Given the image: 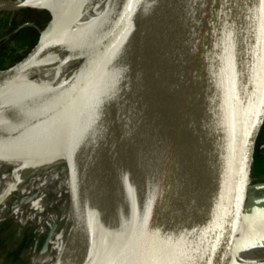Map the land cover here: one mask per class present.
I'll return each instance as SVG.
<instances>
[{"label":"water","instance_id":"obj_1","mask_svg":"<svg viewBox=\"0 0 264 264\" xmlns=\"http://www.w3.org/2000/svg\"><path fill=\"white\" fill-rule=\"evenodd\" d=\"M191 1L147 0L144 14L127 29L130 45L120 92L113 99L107 98L108 95L97 102L91 112L92 117L101 116V123L117 125L113 156L104 169L113 173L132 167L136 175L130 221L116 234L123 242L116 264H130L140 255L146 264H238L243 260L245 264H256L252 260V233L256 217L255 163L262 146L260 136L264 127V75L256 72V63H251L250 71L241 67L236 82L241 90L249 89V92L240 99L235 111L233 108L225 112L228 119H233L232 126L227 125L223 133L224 138L228 134L227 138L221 137L219 147L215 145L219 137L210 125L215 118L212 104L217 101L218 109L230 100V96L221 79L208 87L202 106L190 90V61L201 55L191 58L193 29L196 16L203 12L201 6ZM23 8L38 9L27 3L20 8L2 7L0 11ZM55 21L51 13V19L41 30L39 41L31 51L14 64L0 69V96L4 93L14 100L39 97L32 75L42 65L46 55V33ZM256 35V32H250L251 39ZM239 57L243 61L245 51H240ZM256 92L259 97L255 115L261 117L252 136L248 134V122ZM238 100L236 94L234 104ZM84 105L82 98L56 97L50 101L52 123L65 127L80 124ZM101 110L106 112L102 114ZM67 137V182L62 201L64 207L71 206L72 214L61 207V223L66 232L61 258L64 264H98L102 245L112 235L95 228L91 213L79 227L72 203L81 188L75 182L76 175L86 164L74 165L69 147L75 144L76 136ZM5 139L6 144L11 140L10 137ZM1 141L2 138L0 144ZM249 141L247 166L241 175L238 169ZM41 142L35 141L31 145ZM3 150L6 156L12 153L8 146L3 145ZM197 153L207 169L206 190L212 193L217 224L222 222L221 204L226 205L233 199L226 215V238L217 244L209 234L196 166ZM223 159L226 161L222 166ZM95 240L98 247L93 246L96 248L93 249L91 244Z\"/></svg>","mask_w":264,"mask_h":264},{"label":"bare ground","instance_id":"obj_2","mask_svg":"<svg viewBox=\"0 0 264 264\" xmlns=\"http://www.w3.org/2000/svg\"><path fill=\"white\" fill-rule=\"evenodd\" d=\"M146 2L147 0H24L14 3L11 0L0 1V8H20L30 3L42 10L44 6L50 5L53 8L51 13L56 19L46 33V55L42 65L32 75L39 97L13 99L16 103L14 109L0 112V221L6 218L3 214L5 210H14L16 215L23 211L29 213L34 222H50V233L46 242L37 253L30 254L32 264H64L61 254L66 232L65 226L59 224L58 214L60 223L61 207L67 210L69 215L72 214L71 206L64 207L62 192L67 182L66 139L73 134L76 136L75 144L69 148H72L74 165L81 167L82 163L86 164L76 175L75 182L79 183L81 188L72 203V206L75 204V216L80 227L85 224L87 215L91 213L95 228L101 233L109 232L112 235L108 236L102 245L98 264L117 263L123 242L118 240L119 235L116 234L123 231V227L130 221L136 175L132 167L113 173L104 169L109 166L113 156L114 132L117 125L103 124L100 122L101 116L92 117L91 112L97 102L105 100L108 95L107 98L113 99L116 93L120 92L125 79L130 45L129 38H126L127 29L144 14ZM191 2L203 8V12L195 18L191 58L200 54L203 45L221 38L229 23L233 31L230 37L221 39L222 49L211 58L206 69H202L199 57L190 61L189 69L190 90L197 96L200 106L213 82L219 83L221 79L222 86L229 90L230 100L224 106H218L217 109V101L212 104L215 118L214 123L211 121L210 125L217 132L215 134L219 139L217 138L215 145L219 147L227 125L232 126L233 119H228L227 110H218L232 106L230 101L237 90L239 100L230 108L235 111L240 99L249 92V89L241 90L236 82L241 67L250 71L251 63H256V72L264 75V0H261L259 8L252 16L242 13L236 18H233L239 9L236 0H231L227 9H220L225 7L220 2L218 7L214 6L215 0ZM95 26L98 27L92 30L93 33L88 31ZM251 31L257 33L252 39ZM84 32L91 33L84 35ZM242 50L245 51L243 61L239 57ZM3 94L0 96V108L4 100ZM56 97L82 98L85 105L79 118L80 124L65 127L52 123L50 101ZM258 97L259 93L256 92L251 101L248 122L250 135L254 134L261 117L256 118L255 115L251 126L252 107L258 102ZM105 112L106 110H101L102 114ZM9 137L11 140L7 145L4 141ZM35 141L42 142L32 146ZM3 145L8 146L10 153L15 155L11 153L6 156ZM198 154L196 166L201 197L206 210L209 234L214 244H217L226 238V215L233 199L226 205L221 204L219 211L222 222L217 224L213 215L216 206L212 193L206 190V177L201 173L207 169ZM225 161L226 159L221 161L222 166ZM246 166L247 158H243L238 169L241 175ZM53 179L57 182L55 185L52 183ZM139 193L138 188V196ZM49 204L56 209L53 217H47ZM39 208L44 211L41 220L36 216ZM262 231V223L258 219L253 233V248L264 244ZM95 241L91 244L92 248L98 244L97 240ZM142 258L143 255H140L130 264H146ZM254 258L256 264H264V258L256 255Z\"/></svg>","mask_w":264,"mask_h":264},{"label":"rangeland","instance_id":"obj_3","mask_svg":"<svg viewBox=\"0 0 264 264\" xmlns=\"http://www.w3.org/2000/svg\"><path fill=\"white\" fill-rule=\"evenodd\" d=\"M24 1V0H16ZM239 4V9L233 18H236L239 14H247L252 16L260 6L261 0H236ZM222 3L225 7L220 9L229 8L231 0H215V5ZM14 3V2H13ZM221 5V4H220ZM35 6V4H34ZM218 7V6H217ZM241 7V8H240ZM51 12L53 8L44 6L42 10L35 8H23L16 11H0V69H4L15 62L23 58L39 41L41 30L47 25L51 19ZM235 31V30H234ZM233 34L230 23L226 26L221 38L215 39L208 45H203L201 48V55L199 56V62L202 69H206L209 65L211 58L222 49L221 39L223 37H230ZM10 48H18L21 54L18 56H8L7 50ZM196 88V87H195ZM200 88H196L197 90ZM237 94V90L233 96ZM4 100L0 108V112L11 111L16 106L15 101L8 95L3 94ZM233 98V97H232ZM230 101L231 107H223L219 112H224L233 107L234 99ZM258 102L252 107V122L254 123V116L257 112ZM256 109V110H255ZM251 128V127H250ZM264 134V127L261 131L260 140ZM253 136V135H252ZM251 136V137H252ZM250 149V141L246 144L243 158L246 160L247 153ZM199 155V154H198ZM245 156V157H244ZM242 158V159H243ZM59 171V170H58ZM206 170L201 171L202 176L206 174ZM31 173V172H30ZM29 175V172H28ZM55 185V179L52 180ZM50 210L47 211V217H53L56 214V209L52 204H49ZM4 211V210H3ZM14 210H5L6 218L0 221V264H32L30 259L31 253H37L38 250L44 245L47 240V236L50 233L49 220L44 222H34L32 216L27 212H21L19 214H13ZM44 215L42 208H39L36 216L38 220H41ZM62 220V217L60 215ZM59 224V214H58ZM254 255L264 258V244L253 248L252 260L255 262ZM246 262H238V264H245Z\"/></svg>","mask_w":264,"mask_h":264},{"label":"crops","instance_id":"obj_4","mask_svg":"<svg viewBox=\"0 0 264 264\" xmlns=\"http://www.w3.org/2000/svg\"><path fill=\"white\" fill-rule=\"evenodd\" d=\"M260 142L262 146L258 149L257 160L255 163L256 187L254 188V209L256 212L255 227L257 220L259 219L262 223V229H263L262 232L264 237V134ZM258 207L260 208L258 209ZM253 233H252V247H253Z\"/></svg>","mask_w":264,"mask_h":264},{"label":"built area","instance_id":"obj_5","mask_svg":"<svg viewBox=\"0 0 264 264\" xmlns=\"http://www.w3.org/2000/svg\"><path fill=\"white\" fill-rule=\"evenodd\" d=\"M21 51L20 49L18 48H10L9 50H7V55L8 56H18L19 54H21Z\"/></svg>","mask_w":264,"mask_h":264}]
</instances>
